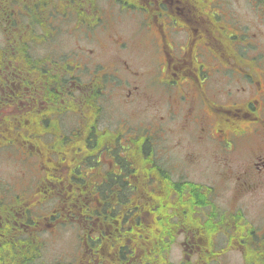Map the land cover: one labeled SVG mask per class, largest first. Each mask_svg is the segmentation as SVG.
Instances as JSON below:
<instances>
[{"label":"flooded vegetation","instance_id":"af4514ba","mask_svg":"<svg viewBox=\"0 0 264 264\" xmlns=\"http://www.w3.org/2000/svg\"><path fill=\"white\" fill-rule=\"evenodd\" d=\"M0 170L21 264H246L264 0H0ZM67 224L75 253L48 260Z\"/></svg>","mask_w":264,"mask_h":264},{"label":"rangeland","instance_id":"374dc122","mask_svg":"<svg viewBox=\"0 0 264 264\" xmlns=\"http://www.w3.org/2000/svg\"><path fill=\"white\" fill-rule=\"evenodd\" d=\"M69 43L67 44V46ZM66 46V47H67ZM3 174L6 173L5 170H0ZM11 170L10 172H12ZM224 199L221 201V204H224ZM248 209V212L244 211L246 218L252 219L253 216H258V220L261 221V217H264V212H260L258 203H253ZM255 218V217H254ZM75 226L73 225H64L59 230V237L52 241L51 249H47L45 256L48 260H56L69 262L71 256L75 253L76 249V237H75ZM177 260V256L175 255ZM221 262L224 264H242V259L239 253L235 250L226 252L220 258Z\"/></svg>","mask_w":264,"mask_h":264},{"label":"trees","instance_id":"16d2710c","mask_svg":"<svg viewBox=\"0 0 264 264\" xmlns=\"http://www.w3.org/2000/svg\"><path fill=\"white\" fill-rule=\"evenodd\" d=\"M246 264H264V248L249 245ZM25 257L20 248L2 242L0 244V264H21L20 258Z\"/></svg>","mask_w":264,"mask_h":264}]
</instances>
